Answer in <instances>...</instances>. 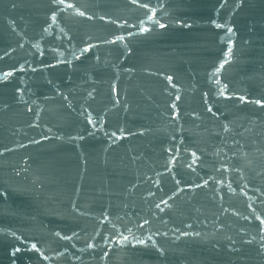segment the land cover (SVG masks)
<instances>
[{
    "label": "water",
    "instance_id": "water-1",
    "mask_svg": "<svg viewBox=\"0 0 264 264\" xmlns=\"http://www.w3.org/2000/svg\"><path fill=\"white\" fill-rule=\"evenodd\" d=\"M261 220L264 0H0V264H264Z\"/></svg>",
    "mask_w": 264,
    "mask_h": 264
},
{
    "label": "snow or ice",
    "instance_id": "snow-or-ice-1",
    "mask_svg": "<svg viewBox=\"0 0 264 264\" xmlns=\"http://www.w3.org/2000/svg\"><path fill=\"white\" fill-rule=\"evenodd\" d=\"M53 2L56 3V4H64L65 3V0H53ZM133 3H136V0H133ZM142 6L145 7V8L149 7L148 4H144ZM67 7L68 8H71V7H73V5L71 3H69V4H67ZM151 12H152V16H149L148 17L149 20H151V19L154 18V16H155V8H152L151 9ZM81 15H83V13H81ZM141 23H143V21ZM157 23H158V21H157ZM159 26L160 27H165V25H163V24H160ZM217 26L219 27V25H217ZM141 30L142 31H148L149 29L148 28H142ZM229 32H231V29H229ZM117 39H123V37H117ZM113 42H115V41H113ZM229 51H230V49H229ZM221 67H223V65H221ZM6 75H8V74H6ZM169 79H171V78H169ZM257 103H260V102L257 101ZM89 123H91V120L89 121ZM113 135H115V133H113ZM257 219H260V218L257 217ZM261 224H264V220H261ZM141 243H143V242H141ZM35 247H36V245L33 244L32 245V248H35ZM17 251H19V249H17Z\"/></svg>",
    "mask_w": 264,
    "mask_h": 264
}]
</instances>
